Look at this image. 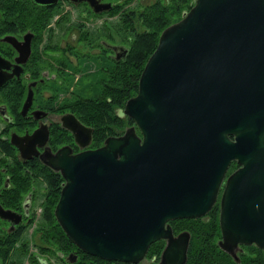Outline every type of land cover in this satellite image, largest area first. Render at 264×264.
I'll return each mask as SVG.
<instances>
[{"label": "water", "instance_id": "obj_1", "mask_svg": "<svg viewBox=\"0 0 264 264\" xmlns=\"http://www.w3.org/2000/svg\"><path fill=\"white\" fill-rule=\"evenodd\" d=\"M84 1L93 11L109 7ZM2 39L27 55L26 33L19 47L11 35ZM109 46L116 58L126 52ZM119 111L131 123L94 147L86 146L91 127L63 113L79 150L63 144L39 154L62 178L52 213L65 236L85 253L125 262L162 238L158 264H183L189 232L173 234L168 221L205 214L234 161L216 244L234 259L240 244H254L264 261V0H192L159 31ZM37 129L11 138L19 152Z\"/></svg>", "mask_w": 264, "mask_h": 264}, {"label": "flooded vegetation", "instance_id": "obj_2", "mask_svg": "<svg viewBox=\"0 0 264 264\" xmlns=\"http://www.w3.org/2000/svg\"><path fill=\"white\" fill-rule=\"evenodd\" d=\"M17 1L24 3V5L29 7L32 11H41L47 7L53 10L51 21L49 20L45 29H41L40 31L41 36H43L44 31H46L47 35V29L51 27L50 23L55 25V20L59 17L60 13L63 15L67 14L65 7L82 8L83 12L78 13V15L85 19L89 17L86 16L87 12L96 13L98 15L101 13L110 14L109 10L116 4L120 5L118 10H122V6L126 2V0H98L97 2L100 4L97 6V3H94L96 7L101 8L104 2H109V7L93 11L92 6L88 5L84 0H55L54 2H37L35 0ZM64 5L66 6L64 7ZM4 8L6 11L9 10L7 7ZM2 16L4 17L0 9V146L7 143L10 151L6 153L0 149V162L6 164L11 163L15 167L19 165V169L23 170L19 173V176L24 177L28 162L32 163L38 161L42 164L39 159V154L45 148L54 151L58 146L66 144L71 148L72 152L79 150L77 144L73 140V135L61 124L60 116L63 113L71 111L67 109H63L62 111L58 110L60 99L68 94L60 97V93L58 92L56 97H54L52 90H50V84H52V82L55 81L54 83H59L60 81L59 75L55 70V68H57L58 71V61L63 58L62 60L67 64L69 62L77 64L78 62H84L87 56L91 54L101 56L102 58L103 56L116 58V53H120V51L117 48L112 49L109 43L101 42V40L98 41L103 47H97L96 52L86 50V48L91 45H82L81 42H78L81 44L79 48L75 50L78 51V53L77 55L74 54L75 56L73 55V59L71 60L66 56V53L69 52H61L60 49H44V47H42V42H45L46 39L42 41L41 38L37 47H34L37 33L27 25H24L22 29L1 30L2 28H8L11 22L14 21L13 19L3 21ZM71 28H75L78 32L84 29V23L82 20L80 21V19L76 25L74 23H68L62 30V33L68 32ZM25 33L29 36L27 55H25L22 47H19L22 36ZM4 35L13 36L16 39L14 41L17 42L19 49L14 47L9 41L3 40L2 36ZM54 43L59 47L65 45H59L55 41ZM70 51L72 53L71 49ZM76 56H79V58L76 59ZM118 57L119 56H117V58ZM81 77L86 76L83 74V71L79 70V72H76V77L74 79L78 80ZM28 87L31 89L30 98L23 108V111H21V106L26 97ZM11 90L13 93H11ZM117 113L123 116L119 108ZM36 128H38L36 130L38 133L35 138L31 140V143L22 140L21 143L24 144V149L22 152H19L18 148L11 142V138L13 139L20 135H28ZM44 130L47 132V136L43 142ZM86 146L93 147L90 145V141ZM234 167L235 162L230 161L221 178L215 199L207 212L201 216L190 218L205 220L209 212H218L219 196L224 179ZM27 174L25 178L21 180L23 185L27 183ZM30 181H32V184H30L29 187L26 188L25 185V189L19 191L16 186L17 184L11 183V176L10 173L6 171V165H0V210H6L8 212L7 216L0 215V264H158L159 254L157 256L154 254L149 256L148 247L156 240H161L163 247L164 240L162 238L152 241L148 245L144 256L138 262L108 260L91 255L81 251L71 241V245L67 247L65 252H60L54 249L52 245L44 243L38 238L39 231H37V228L41 225L39 217L42 208L44 186L42 183L40 200L36 205L38 212L35 213L31 208V200L35 195V189H37L35 188V184L41 181L35 179V177H31ZM7 195H12L13 198H5ZM175 219L180 218L169 220L168 223L170 227L172 221ZM29 225L31 228L28 231ZM180 230L174 231L172 229V233L175 234Z\"/></svg>", "mask_w": 264, "mask_h": 264}, {"label": "trees", "instance_id": "obj_3", "mask_svg": "<svg viewBox=\"0 0 264 264\" xmlns=\"http://www.w3.org/2000/svg\"><path fill=\"white\" fill-rule=\"evenodd\" d=\"M9 1L0 0V9L4 15L2 19L3 21L13 19L14 21L11 22L8 28H2L1 30L22 29L24 25H27L37 33L34 42V47H37L42 38L40 31L45 29L46 24L51 19L53 10L47 7L41 11H32L22 2ZM191 1L153 0L140 9L122 10L120 14L118 13L122 28L130 33L124 39L127 41L126 52L118 58L95 56L98 65L92 64L86 58L84 62L73 65V67H77L76 69L67 68L68 65L62 60L63 58L58 61V71L57 68L55 70L60 81L59 83L52 82L50 90H52L54 97L58 92L68 93L60 99L58 110L67 109L73 112L81 122L91 127V146L99 145L106 135L118 134L123 126L131 123L129 118L124 115L120 116L117 110L122 106L124 100L135 92L138 73L146 56L153 49L161 28L178 19L188 8ZM119 6L118 4L112 6L109 13L117 12ZM4 7L9 8L10 11H6ZM65 17L60 13L55 23H59ZM50 35L51 27H48L46 40L42 45L44 49H60L61 52L70 51L72 45L66 43L64 46L59 47L56 43L50 42ZM77 37L82 45L94 44L97 47H103L99 41L88 43L90 41L88 40L85 42L84 39H87L85 29L78 31ZM88 68L91 70H88ZM79 70L83 71L85 76L91 75L95 79L96 90L93 93L82 96L75 94L74 88H68L72 83L78 81L74 79L72 82L73 74ZM89 84L91 86V82ZM11 93H13L12 90ZM0 149L6 153L10 151L7 143L0 146ZM0 165H6V171L11 176V183L17 184L19 191L24 190L25 185L27 188L32 184L31 177H35L43 183L44 192L39 217L41 225L37 228V231H39L38 238L44 243L52 245L54 249L65 252L71 243L55 221L52 213V207L62 182L60 174L38 161L28 162L25 173L26 175L28 172L26 176L27 183L23 185L21 180L25 178V175L24 177L19 176V173L23 171L19 169V165L15 167L11 163L6 164L3 162H0ZM7 197L13 198L12 195L5 196V198ZM173 221L178 222L175 226L171 225L174 231L185 229L189 232L186 258L183 264H264L262 251L254 244H240L236 250V259L217 246L216 240L219 237V229L216 211L209 212L205 220L180 218ZM151 244L148 247V255L154 254L157 256L162 248V241L156 240Z\"/></svg>", "mask_w": 264, "mask_h": 264}, {"label": "rangeland", "instance_id": "obj_4", "mask_svg": "<svg viewBox=\"0 0 264 264\" xmlns=\"http://www.w3.org/2000/svg\"><path fill=\"white\" fill-rule=\"evenodd\" d=\"M151 1H153V0H126L125 3L123 2L124 4L122 6V8H123L122 10L127 11L129 9H132V10L140 9L143 5L148 4ZM65 6L66 5H64V7ZM65 8H66V13H67L65 16L67 18L66 17L63 18L62 20H60L59 23H55V25L50 23L51 29H52L51 35H50V42L55 41L59 45H63L66 43H68L69 45H72L71 50H72L73 54L70 51L65 50L66 52H69V53H66V56L68 58H70L71 60L73 59L74 54L77 55L78 51H75V50L77 48H79V46L81 44L78 42H81V41H79L77 39L78 38L77 37L78 32L75 28H71L66 33H62V30L65 28V26H67L68 23H74L76 25V23L79 21V19H80V21L81 20L83 21L84 29H85V32L87 34V39L86 38L84 39L85 42H87L88 40H90V41H88V43L101 40V42L103 41V42H106L109 44H114V45L120 44V45H123L126 47L127 41L124 39H126L130 33L127 30L122 28V22H121L120 17H119V14H120V12H122V10H118L117 12L110 13V14L101 13L99 15L96 13L87 12L86 16H89V17H86L85 19H83V18L79 17V15H78V13L83 12L82 8H80V7H78V8L77 7L76 8L65 7ZM139 28H140V26L138 27V29ZM45 37H46V31L43 32L42 41H43V39H45ZM76 39L78 41H76ZM86 50L96 52L97 46L92 44L91 46L87 47ZM95 56H96L95 54H91V55H88L87 58L89 59V61L92 64L98 65V63H96V61L98 62V60L96 58H94ZM78 58H79V56H76V59H78ZM69 63L67 64L68 65L67 68H70V69H76L77 68V67H73V65H75L74 63H70V64ZM88 69H90V68H88ZM94 74L97 75L96 72H94ZM99 75H100V72H99ZM75 77H76V73L73 74L72 82L74 81ZM90 82H91V86L89 84ZM68 88L69 89L74 88V93L77 95H82V96L89 95L96 90L95 79L91 75H87L86 77L79 78L77 82L72 83ZM65 94H68V93L61 92L60 97L62 95H65ZM127 125L128 124H126L125 126H127ZM125 126H123V128ZM41 187H42V182H38L37 184H35V188H37V189H35L36 190L35 195L31 200V208L35 211V213L38 212V208H36V205L38 204V201L40 200V191H42ZM176 223H178V222L173 221L172 226H175ZM30 228H31V226L29 225L28 231L30 230Z\"/></svg>", "mask_w": 264, "mask_h": 264}]
</instances>
